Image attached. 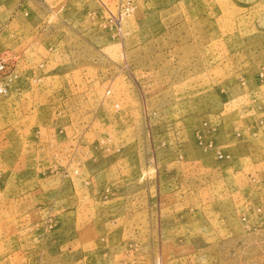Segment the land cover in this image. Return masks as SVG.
<instances>
[{
    "label": "rangeland",
    "instance_id": "obj_1",
    "mask_svg": "<svg viewBox=\"0 0 264 264\" xmlns=\"http://www.w3.org/2000/svg\"><path fill=\"white\" fill-rule=\"evenodd\" d=\"M0 264H264V0H0Z\"/></svg>",
    "mask_w": 264,
    "mask_h": 264
},
{
    "label": "built area",
    "instance_id": "obj_2",
    "mask_svg": "<svg viewBox=\"0 0 264 264\" xmlns=\"http://www.w3.org/2000/svg\"><path fill=\"white\" fill-rule=\"evenodd\" d=\"M3 88H1L0 92H2Z\"/></svg>",
    "mask_w": 264,
    "mask_h": 264
}]
</instances>
